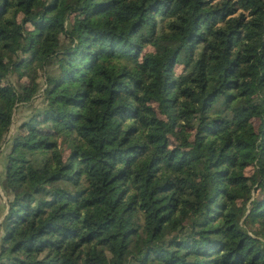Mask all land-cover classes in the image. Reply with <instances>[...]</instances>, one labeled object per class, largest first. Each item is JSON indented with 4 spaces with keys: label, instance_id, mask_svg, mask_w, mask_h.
Here are the masks:
<instances>
[{
    "label": "trees",
    "instance_id": "16d2710c",
    "mask_svg": "<svg viewBox=\"0 0 264 264\" xmlns=\"http://www.w3.org/2000/svg\"><path fill=\"white\" fill-rule=\"evenodd\" d=\"M37 94L0 264H264V0H0V144Z\"/></svg>",
    "mask_w": 264,
    "mask_h": 264
},
{
    "label": "rangeland",
    "instance_id": "374dc122",
    "mask_svg": "<svg viewBox=\"0 0 264 264\" xmlns=\"http://www.w3.org/2000/svg\"><path fill=\"white\" fill-rule=\"evenodd\" d=\"M15 81V77L13 78ZM44 104L43 98L41 95H38L33 98L30 102L19 104L15 107L12 117V123L6 132L3 141H1L0 144V214L4 210V204L7 200V194L3 190L1 186V180L3 178L4 174V162H5V153L8 148V138L14 134L16 131L17 125L25 118H27L30 113L37 109L42 107Z\"/></svg>",
    "mask_w": 264,
    "mask_h": 264
}]
</instances>
